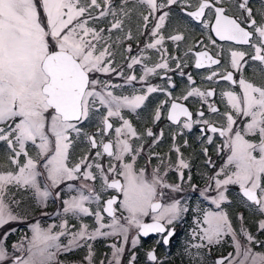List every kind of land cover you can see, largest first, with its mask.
I'll use <instances>...</instances> for the list:
<instances>
[{
  "label": "snow or ice",
  "instance_id": "1",
  "mask_svg": "<svg viewBox=\"0 0 264 264\" xmlns=\"http://www.w3.org/2000/svg\"><path fill=\"white\" fill-rule=\"evenodd\" d=\"M223 3L224 0H198L195 10L187 11L192 7L188 0H121L118 6L113 4V0H0V142L6 146L8 163L12 166L8 170H0V229L4 230L0 233V264H59L56 259L58 254L82 247L87 248L85 259L92 264L94 252L89 241L120 236L127 243L129 231L133 228L136 235L131 240L132 248L140 243L141 237L147 238L153 233L161 236L157 243L169 245L176 235L175 224L182 220L188 209L179 200L162 203L166 195L164 190L179 192L182 189L179 184H168L164 180L167 171L161 175L159 167L153 170L151 178L146 176L144 169L135 170L137 157L146 149L141 134L122 114L125 110L138 114V109L146 107L149 95L166 90L148 86L142 94L117 95L114 90L122 85L101 81L97 74L107 75L116 71L113 67V46L125 39H133L131 30L125 32L124 25L132 20L134 14H138L142 21V27L138 26L137 30L141 34L147 30L153 38L145 49H157L162 55L161 63L151 68L144 67V76L155 73L157 68L171 70L167 60L163 59L166 49H162L165 36L161 30L172 15L173 5L187 17L202 23L205 29L210 28L220 41L247 45L252 50L250 60L256 62L264 73V4L258 10L261 17L258 22L250 0H237L238 18L229 15ZM139 8L145 9L147 14L138 11ZM206 9L211 13L206 14ZM109 17V27L97 26ZM150 18L155 23L149 30ZM213 19L214 23L211 22ZM114 30L124 35H118L113 40ZM167 39L178 46L185 36L177 31ZM211 42L216 43L215 40ZM125 51L131 53V46ZM246 55L245 51L229 47L228 66L231 71L221 75L213 70L206 77L213 80L219 75L220 79L239 85V94L234 91L221 94L227 97L231 109L223 113L224 125L217 127L205 118L203 111L198 113L201 119L194 121L188 108L177 102L199 97L207 103V98L214 95L213 90L204 92L199 88H189L185 95L173 99L167 110V119L172 124H181L180 117H184V129L190 131L196 123L205 126L201 132L218 133L223 138V144L217 147V152L228 151L225 164L208 177L211 183L200 193L217 210H204L203 220H197V227L191 231L194 242L185 249L191 264H204L201 250L208 249L210 252L212 246L220 244L229 235L235 257L230 253L214 264H225V260L228 264H264V252H254L251 247L260 242L243 227V215L238 219L242 225L241 234L248 241L247 246L237 239L228 213L222 207L231 204L229 186L235 185L242 202L264 216V83L257 84L244 77V69L248 66ZM201 57L209 66L221 63L207 52H199L195 62L198 69L205 67ZM129 59V69L141 63V58L136 56ZM173 59L177 60L179 68L178 58ZM235 73H239L238 81L234 79ZM180 75L185 74L181 71ZM125 79L131 84L137 77L129 75ZM140 79L143 81L144 77ZM188 80L194 83L191 75ZM168 84L172 88L176 86L170 77ZM166 94L169 97L172 95L170 91ZM163 110L164 102H161L155 110L154 122L161 119ZM208 111L219 114V109L211 103L208 104ZM113 117L120 121L119 126L114 127ZM94 118L99 120L98 130L89 134L83 125ZM238 118H243L242 128L234 127ZM145 135L152 138L150 149L163 137V131L157 136L149 128ZM97 136L101 138L98 140ZM104 137L112 138L105 140ZM78 139L86 140L90 149H96L91 162V152L81 157L79 162H70L71 150ZM172 139L175 141V134ZM205 139L207 144L213 143L212 136ZM134 141H139V145L136 146ZM29 145L36 151L35 157L29 154ZM173 150L178 157L175 170L183 181L182 169H190V164L183 159L175 143ZM202 154L208 157L206 147L202 149ZM105 155L110 158L107 169L99 162ZM151 155L153 153L149 152V158ZM205 163L215 167L211 158H207ZM93 168L97 171L94 172ZM116 177H123V181ZM98 178L101 192L113 189L123 197L118 201L116 196H112L104 201L103 212L111 218L108 223L103 222L104 216L99 210L101 192L94 187ZM79 179L93 183H81L76 189L78 195L63 200V215L71 214L77 218L94 216L97 227L90 231L86 224H82L79 230L72 232L68 229L67 219H64L59 225L60 231L54 233L52 229L55 225L42 229L36 223L31 225L32 237L27 247H24L23 241L13 244V254H10L5 242L16 229L6 226L23 222L13 205L19 207L23 197L31 193L38 204L46 206L49 198L60 199V192L54 193V189L65 181ZM68 188L71 190L72 185ZM210 190L215 192L214 196L207 195ZM92 203L97 204L95 212L87 206ZM117 204L118 208L114 207ZM118 210L122 215L117 216ZM149 216L152 222L146 223L144 218ZM257 230L264 232V219L258 221ZM62 236L69 237L66 245L59 242ZM110 247L112 258L108 264H121L125 248L116 244ZM16 252L21 255H15ZM147 259L152 264H163L158 260L155 249L147 253ZM135 261L133 253L129 264H135ZM101 264L104 262L101 261Z\"/></svg>",
  "mask_w": 264,
  "mask_h": 264
},
{
  "label": "flooded vegetation",
  "instance_id": "2",
  "mask_svg": "<svg viewBox=\"0 0 264 264\" xmlns=\"http://www.w3.org/2000/svg\"><path fill=\"white\" fill-rule=\"evenodd\" d=\"M188 2L192 5V7L188 8L187 11H193L195 10V7L198 3V0H188ZM237 0H224L223 6L228 9V14L233 17H239L240 12L236 7ZM264 4V0H250V7L253 9V13L256 16L257 21L259 22L261 20V17L258 14V10L261 9V5ZM172 8L179 11V13L183 14L181 9L177 7L176 5H173ZM211 10L206 9V14H210ZM184 15V14H183ZM186 16V15H185ZM187 17V16H186ZM189 20V23L193 25L194 30L197 31V36L203 38V32L202 23H197L194 20H192L190 17H187ZM214 23V19L211 21ZM208 33L211 36V40H215L216 43L213 44L211 47H205L202 46L205 44L204 42H195L193 43V48H191L190 51V58L191 62L187 63L186 68V75L187 77L191 75L192 81L194 83H191L190 81L186 80H174L173 83L176 85L174 88L171 87L169 89L170 92H178L179 95H185L187 90L189 88H201L205 87L204 92H207L208 90H213L214 95L211 97H208L207 103H205L202 100H199V97H189L188 100H177L178 103L183 104L188 108V110L192 113L193 120L201 119L198 116V113L200 111H203L205 113V118L209 119L211 123L215 124L217 127H220L225 124V118L223 116V113L230 111V107L227 104V97L222 96L221 94L225 92L224 90L228 89H235V91L239 90V85L232 84L231 82L225 81L220 79V76L213 77V80H207L206 77L212 73L213 70L217 71L221 75L225 71H231V68L228 66L229 61V53L228 58L221 53V46H227L231 47L233 50H241L248 53L246 55L245 59L248 60V66L244 69V77L250 81H253L257 84L264 83L262 81H257L254 78H251V70L249 66L256 65L255 68H258L259 65L256 62H253L250 60V55L252 50L247 45H235L231 42H221L215 38L213 33L210 31V28L208 29ZM200 39V38H199ZM205 40L207 38L205 37ZM146 39L143 38L141 46H145ZM150 42V41H148ZM166 39L163 42L162 49H166V53L163 56V59L167 60L166 55L169 56H180V53L177 52H169L168 44L166 43ZM131 44V43H130ZM206 45V44H205ZM215 46V48H213ZM210 52L215 58L220 59L221 63L219 65H212L209 67H205L202 69H198L195 67V61H196V54L199 52ZM218 53H220L218 55ZM131 54L127 55V61L130 60ZM133 56V55H132ZM162 62V55L160 53L159 63ZM138 68V67H137ZM137 68L133 70L137 71ZM259 75L261 74V71L259 69L256 70ZM166 73H163L161 75V78L165 76ZM264 74V73H263ZM137 77V74H135ZM139 77V76H138ZM234 79L238 81L239 79V73L234 74ZM183 81H187L186 86H183ZM203 91V90H202ZM153 96V95H152ZM151 96V97H152ZM177 98V97H176ZM174 98H166L163 99L162 102H164V110L162 111V116L159 121L153 122L152 118L154 116L155 110L153 111V115L151 118V122L153 124H148L147 128L144 129L142 132L139 130L141 124L140 121H135L134 127L136 128L137 132L141 134L143 139L144 148L146 151L142 153L140 156L137 157L142 159V168L146 169V176L149 178L151 177V174L154 169L157 167L160 168L161 175L165 171H167V175L164 176L167 181L173 183V184H179L181 187V191L174 192L173 195H178V199L172 197V194L169 190H164L166 195L162 199V203L167 204L171 203V199L173 200H179L181 202V205L186 206L188 211L183 215V218L180 222L175 224V232L176 235L172 237L169 245L165 246L163 243H157L158 240L161 239L160 234H151L147 238L141 237L140 243L135 247L132 248L131 243L128 241L127 243L121 242L122 237L120 236H114L112 238L108 237L109 240H111V243L113 244H126L125 245V252L121 258V264H129L130 257L135 253L136 261L135 264H152L151 261L147 259V253L149 251H152L155 249L156 256L159 261H162L163 264H191L190 258L187 255L185 249L188 246L189 243L194 242L191 238V231L193 228L197 227L196 221L203 220V214L204 210H213L216 211L214 205L210 203L209 200L204 199L203 196L200 195L201 191L207 189L209 187V184L211 181H209L208 177L214 175L216 171L219 170V168L225 164L228 156V151L225 149L222 152H217V147L219 145L223 144V138L219 136L218 133L213 134L210 132H201V128H204L205 126L202 124H196L194 123L192 126V129L189 131L188 129L182 128V122L184 121V117H180L181 124H172L171 121L167 119V110L170 108V104ZM199 100V103L197 106H194L193 103H191L189 100ZM152 100V99H151ZM211 103L213 106L219 109V114H213L208 111V104ZM154 104V102H151V106ZM161 104V103H160ZM153 109V108H152ZM243 118L237 119V124L234 127H241L242 123L241 120ZM171 124L173 126V129L175 131H171L167 134H164V137L159 139L158 143L152 145V147L149 149V145L152 144V138L147 137L145 138V132L146 129H152L153 133L157 136L161 132L162 128L166 126L167 124ZM114 127L116 124L113 122ZM175 134L176 139L173 141L172 137ZM166 135L171 137L169 140L170 148L167 151L161 150V145L166 137ZM206 136H212L213 137V143L207 144L205 137ZM101 137L98 138V140ZM112 138V137H104L105 140ZM185 141H187V145H185ZM1 143V142H0ZM139 141H134V144L136 146L139 145ZM173 143L177 147L180 148V152L182 153L183 159H185L190 164V169H182L184 173V179L181 181L179 177V173L175 170L176 164H177V153L173 150ZM88 152L92 153V157L90 158V161L94 159V154L96 149H90L89 145L87 144ZM206 147L208 149V157H205L202 154V149ZM149 152L153 153L151 157L149 158ZM170 155L173 158V162L170 165H163L161 163V158L163 159L164 155ZM145 156V157H144ZM207 158H211V160L214 162L215 167H211L208 164L205 163ZM110 158H108L106 155L99 161L101 164L107 163L109 164ZM78 162V161H77ZM105 169H107L108 166H105ZM93 170V169H92ZM94 171V170H93ZM97 171V170H96ZM95 172V171H94ZM189 176L191 179H189ZM117 179H120L123 181V177H116ZM65 183H67L65 181ZM65 183L61 184L62 186L57 188L55 192H60V199H55L54 197L51 198L49 201L54 202L53 205V217L52 220L54 222V225H58V222L55 220H60L58 213H61L63 210V200L67 199V194L64 190L65 189ZM78 182L74 181L75 186H77ZM92 181H89V184H92ZM68 184V183H67ZM69 185V184H68ZM94 187L96 188L97 192H101L100 188V180L99 178L94 184ZM214 187V185H213ZM68 189V187L66 186ZM229 199L231 200V204H225L222 207L224 210L228 213L229 219L234 226L235 231L238 233L237 239L240 241L241 244L244 246L248 245V241L246 237L241 234V221L238 219L240 215H243V227L250 232L257 241L260 242L259 245L252 244L251 247L254 252H264V232H258L257 230V223L259 220L264 219V216H261L258 212L255 211L254 208H249L245 203L242 202V199L238 195V187L235 185L229 186ZM73 190V189H71ZM72 192V191H69ZM208 196H214V191H208ZM116 196L119 200H122L123 197L120 193L116 192L113 189H108L104 195H101V203L99 206V210L101 211V214L104 216V223H108L110 221V217H108L107 213L103 212V206L104 201H106L108 198ZM114 207L118 208V204L114 205ZM92 208V207H91ZM52 209V206H51ZM56 212V214H55ZM117 216L122 215L121 211H117ZM124 215L126 213H123ZM59 218V219H56ZM71 224L68 222L69 225V231H77L80 229L82 224H86L88 228H91L94 230L97 227L95 217L94 216H82V217H70ZM146 223H151V218L145 217L144 218ZM56 227V226H55ZM53 227L52 230L55 229ZM206 227V225H204ZM55 232H58L57 229ZM131 234H134L131 233ZM130 237V235H129ZM132 238V236H131ZM68 236H62L60 239V243L62 245H66L68 243ZM89 243L92 244V249L94 252L93 258H92V264H101V261L104 262V264H108V261L112 258V248L110 245H105L104 239L97 238L95 241H89ZM195 251V250H193ZM202 255L204 257V264H214V262L220 258L228 257L231 253L233 257H235V248L232 243V238L230 236L224 237L222 242L220 244H217L215 246L211 247V251L209 252L208 249H202L201 250ZM88 254V250L86 247L75 249L72 252H61L57 256V261L59 264H88L85 257ZM225 264H228L227 260H225Z\"/></svg>",
  "mask_w": 264,
  "mask_h": 264
},
{
  "label": "rangeland",
  "instance_id": "3",
  "mask_svg": "<svg viewBox=\"0 0 264 264\" xmlns=\"http://www.w3.org/2000/svg\"><path fill=\"white\" fill-rule=\"evenodd\" d=\"M121 3V0H113V4L118 6ZM138 11H144L145 14H147L146 10L143 8H139ZM109 20H111V17H109L108 19L102 21L99 25H97L98 27H104L107 28L109 27ZM155 23L154 20H151L150 18V22L148 24V29L150 30L152 28V25ZM138 26L142 27V21L140 20L138 14H134L133 18L131 21H126L125 22V32L128 31L129 29L132 32L133 35V39L132 40H123V42L119 45H115L113 46V51H114V63H113V67L116 68L115 72H112L110 74H102V73H98L97 76L101 81H109L112 84H116V85H122V87L116 88L114 90L115 94L117 95H128V96H132L133 94H142L144 91H146V88L148 86H155L158 89H165L166 91H169V89H171V87L168 84V78L170 77L172 82L174 80H188V77L186 75V68H187V63L191 62V58H190V51L191 48H193V43L195 42H201V43H205L202 46L205 47H211L213 45V43L210 40V35L208 33V29H205L204 27L202 28V32H203V38L199 39V37L197 36V31L194 30L193 25H191L189 23V20L187 19V17L181 13H179V11L175 10L174 8H172V15H170L168 21L166 22V26L165 28H163L161 30V34L165 36L166 39V43L168 44L169 47V52L173 53V52H177L180 53V56H177L176 58H178L179 63H180V67L177 68V60L173 59V57L175 56H167V62L169 64V69L171 70H166L163 68H157L155 73H151L147 76H144V67L147 66L149 68L154 67L156 64H159V58H160V53L161 51H157V49H145V46L142 47L141 43L143 38L146 39L145 41V45L147 43H149L148 41H152L153 38L150 36L149 31L145 30L143 31V34H141V31H138ZM177 31L182 32L183 35L185 36V39L181 42H179V45L177 46V44L169 39H167L168 36L175 34ZM123 36L124 33H120L118 31H113L112 33V37L113 40H115V38L117 36ZM205 37L207 38V40H205ZM199 39V40H198ZM131 43V44H130ZM131 46V53H127L125 51V49L128 46ZM160 47V46H158ZM213 48H215V46H213ZM229 53V47L224 46L223 47V52L222 54L226 57V59L228 58V53ZM131 54L130 56H136L138 58H141V63L133 65V67L131 69H129L127 67L128 63H130V60H126L127 59V55ZM187 62V63H186ZM256 65H251L249 66L252 74H251V78L256 79L257 81H262L264 82V74L261 72L262 75H259L257 73V69L260 70V66L258 68H255ZM138 67V68H137ZM137 68V71L133 70ZM183 72L185 75L181 76L180 72ZM118 73H121L120 75H118ZM163 73H166L165 76L163 78H161V75ZM137 74V80L132 81L131 84H128L126 81V77H128L129 75H135ZM136 76V75H135ZM139 76V77H138ZM141 77H144V80L141 81ZM189 81V80H188ZM200 90L204 91L205 87H201ZM166 91H157L155 93H152L151 95H149L148 100L145 102L146 103V107H143L141 109H138L137 113H132L128 110H125L122 114L124 115V117L128 120L131 121V123L133 124V127L135 125V121H140V128L139 130H141L142 132L144 131L145 128H147V126H149L148 124H153V122H151V118L153 115V111L160 105V103L162 102V100L166 99V98H176V97H182L183 95H179L178 92H171V97H169L166 94ZM226 91H234L236 93H240V89L235 91V89H228V90H224ZM153 95V96H152ZM152 96V97H151ZM152 99V100H151ZM199 100H201L200 98H198ZM189 100L191 103L194 104V106H197L199 103V100ZM208 100V98H207ZM203 101V100H202ZM151 102H154V104L151 106ZM153 108V109H152ZM101 111L103 112L104 110L101 109ZM112 122H114L116 124V126L120 125V121L113 117L111 118ZM153 120V118H152ZM98 125H99V120L94 118L92 121L87 122L85 125H83L84 130L86 132H88L89 134H95L97 133L98 130ZM147 130V129H146ZM163 131V137L164 134H167L171 131H175L173 129V126L171 124H167L166 126H164L162 128ZM146 133V132H145ZM99 138V136H97V139ZM146 138V135H145ZM171 139V137L169 138L168 135H166L162 145H161V150L163 151H167L170 148V143L169 140ZM87 141L84 139H78L76 140V142L73 145V148L71 150V154H70V162L71 163H76L77 161L79 162V160L81 159V157L85 156L86 154H88L89 152L88 147H87ZM29 154L33 157L36 156V151L35 149L29 145ZM145 157V156H144ZM24 158L21 157V162H23ZM173 162V158L170 155H164L163 156V165H170ZM43 163V161H41V164ZM112 163H116L115 161H112ZM142 159L138 158L136 159L135 162V170L137 172H139L142 168ZM103 165L108 166L107 163H104ZM12 166L8 163V151L6 149V146L4 145L3 142L0 143V170H8L10 169ZM40 170L43 172V168L41 167ZM94 171H96L95 168H93ZM145 174H146V169H145ZM151 178V177H150ZM41 182L43 183L44 177H40ZM164 180L168 183V184H173L169 181H167L168 179H166L164 177ZM75 182L77 183V186H75L74 184ZM69 185H72V189L73 190H69V188L67 189L66 186L68 187V184L65 183V189L64 190L67 194V199H70L72 196H76L78 195L76 189L80 188L81 183H85V184H89V181H82V179L79 180H73V181H66ZM62 185H60L61 187ZM55 190H53V192L55 193ZM168 190V189H165ZM72 191V192H69ZM101 191V190H100ZM170 191V190H169ZM106 192H101V195H104ZM172 197L178 199V195H173L174 192H171ZM51 198H49L50 200ZM47 202L46 206H41L40 204L37 203V201L34 199V197L32 196L31 193L26 194L23 197V203L19 206L16 207L15 205H13V209L14 211L20 215L23 218V222L22 223H15V224H10L7 225V228H15L16 231L12 232L11 235L8 236L7 240H6V247L9 251L10 254H13V249H12V245L13 244H20L22 241L24 243V247H27L28 241L31 239L32 237V232H31V225L39 223L40 227L42 229H47L50 226H53L54 222L52 220L53 217V205L54 202L49 201ZM173 201V199H171V202ZM168 203V201H167ZM52 206V209H51ZM91 211L95 212L97 210V204L92 203L90 205H87ZM92 207V208H91ZM56 214V212H55ZM60 216H57L60 218V220H55L56 222H58V225H55V229L52 230L55 233V230L57 229V231H60L59 225L62 223V221L64 219H67V221L71 224L72 221H70V217L73 218L74 216H72L71 214H68L67 216L63 215V210L61 211V213L59 214ZM126 215V214H125ZM56 218V219H59ZM85 218V216H84ZM123 223V221H121ZM232 224V223H231ZM233 229L234 226L232 225ZM196 228V227H195ZM68 229H69V225H68ZM89 230L91 231L92 229L89 228ZM235 230V229H234ZM4 230L0 229V233H2ZM104 231H108V229H104ZM134 234H131L133 233ZM237 233V232H236ZM130 235L128 241L131 243L132 238L136 235V229L133 228L129 231L128 236ZM132 236V238H131ZM230 236V235H229ZM110 238L114 237V236H109ZM231 237V236H230ZM237 237H238V233H237ZM104 239V243L105 245H113V243H111V240H109L108 237H102ZM100 238V239H102ZM61 239V237H60ZM224 239V238H223ZM121 242L123 241V238L121 240ZM126 244H118L117 246H123L125 248ZM243 245V244H242ZM15 255L19 256L21 255V253L16 252L14 253ZM87 261V260H86Z\"/></svg>",
  "mask_w": 264,
  "mask_h": 264
},
{
  "label": "water",
  "instance_id": "4",
  "mask_svg": "<svg viewBox=\"0 0 264 264\" xmlns=\"http://www.w3.org/2000/svg\"><path fill=\"white\" fill-rule=\"evenodd\" d=\"M214 35H215V33H213ZM216 37V36H215ZM217 38V37H216ZM218 39V38H217ZM219 40V39H218ZM201 59L202 60H204V58L203 57H201ZM204 63H205V67H207V66H209L208 65V62L206 61V60H204ZM212 66V65H211ZM202 68H204V67H202ZM201 69V68H200ZM186 107V106H185ZM154 234V233H153ZM151 235V234H150Z\"/></svg>",
  "mask_w": 264,
  "mask_h": 264
},
{
  "label": "trees",
  "instance_id": "5",
  "mask_svg": "<svg viewBox=\"0 0 264 264\" xmlns=\"http://www.w3.org/2000/svg\"><path fill=\"white\" fill-rule=\"evenodd\" d=\"M186 84H187V81H183V86H186Z\"/></svg>",
  "mask_w": 264,
  "mask_h": 264
}]
</instances>
